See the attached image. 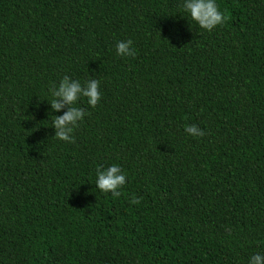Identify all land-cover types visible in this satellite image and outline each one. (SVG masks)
Returning a JSON list of instances; mask_svg holds the SVG:
<instances>
[{
  "label": "trees",
  "instance_id": "1",
  "mask_svg": "<svg viewBox=\"0 0 264 264\" xmlns=\"http://www.w3.org/2000/svg\"><path fill=\"white\" fill-rule=\"evenodd\" d=\"M183 3L0 0V264L264 255V0H216L211 32ZM127 40L135 55H118ZM66 75L100 81L73 144L52 127ZM114 164L118 198L96 186Z\"/></svg>",
  "mask_w": 264,
  "mask_h": 264
},
{
  "label": "clouds",
  "instance_id": "2",
  "mask_svg": "<svg viewBox=\"0 0 264 264\" xmlns=\"http://www.w3.org/2000/svg\"><path fill=\"white\" fill-rule=\"evenodd\" d=\"M183 9L190 14L200 28L211 32L217 26L226 23L227 17L222 13L216 0H184ZM132 41H119L116 45L117 54L123 57L135 55L131 47ZM51 94L50 107L54 112H61L66 109L62 115L53 116V125L55 129L54 137L62 142L69 144L75 143L73 136L74 130L79 127L86 113L78 105L81 98H86L90 107L95 108L101 101L100 81L91 79L83 85L79 80H72L67 75L62 78L57 87L55 84L49 89ZM185 132L193 137H203L205 133L197 125H187ZM127 182V175L119 165H112L102 170L97 168L96 186L103 193H111L113 197L121 195L122 189ZM132 204L140 203L138 198L133 197ZM249 264H264V255L255 254L250 258Z\"/></svg>",
  "mask_w": 264,
  "mask_h": 264
}]
</instances>
